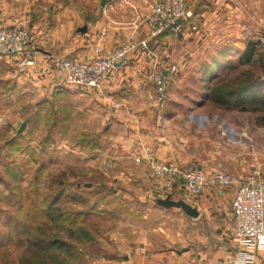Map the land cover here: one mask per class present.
I'll use <instances>...</instances> for the list:
<instances>
[{
	"label": "rangeland",
	"instance_id": "374dc122",
	"mask_svg": "<svg viewBox=\"0 0 264 264\" xmlns=\"http://www.w3.org/2000/svg\"><path fill=\"white\" fill-rule=\"evenodd\" d=\"M98 1L75 0L78 4L71 9L88 16L97 8ZM87 2L93 4L86 6ZM247 8L237 35L221 42L218 49L213 47L210 62L219 49L233 47L224 59L218 56L228 67L218 71L217 77L207 74L205 81H201L203 72L200 71H185L179 79V73L173 75L163 102H156L154 85L150 86L154 93L150 90L152 101L143 109L145 117L139 119L141 128L155 129L157 118L161 131L166 126L176 132L178 120L169 119L165 125L163 114L171 117L173 113L193 110L197 105L208 118H199L193 126H226L224 119H227L237 135L234 137L249 140L250 148L254 149L253 136L238 135L236 129H264V108H226L207 98L216 80L239 77L241 70H249L242 75L244 79L264 74V0H252ZM245 47L253 54L250 63L241 56ZM59 78L62 80V76ZM63 83L53 88L34 89L31 83L16 85L0 71V197L10 198L12 194L9 201L0 200V258L7 253L10 264H19L28 233L44 217L47 186L61 178L64 195L56 203L59 212L85 213L82 221L80 213L77 218L92 238L75 239L73 235L69 237L68 231L58 229L60 238L76 252L74 257L68 254L65 264L188 263L194 258L196 248L185 259L177 250L183 245L189 250L193 246V233L205 226L192 225L191 220L183 225L181 218L186 215L180 208H164L155 203L156 197L165 196L151 190L150 178L154 176L115 137L116 127L104 125L102 106L85 88ZM246 104L253 106L250 102ZM21 122H25V128L18 132ZM263 137L264 131L258 134L259 139ZM171 196L185 199L177 194Z\"/></svg>",
	"mask_w": 264,
	"mask_h": 264
},
{
	"label": "crops",
	"instance_id": "0c3cea01",
	"mask_svg": "<svg viewBox=\"0 0 264 264\" xmlns=\"http://www.w3.org/2000/svg\"><path fill=\"white\" fill-rule=\"evenodd\" d=\"M100 1L90 15L84 16L81 12L82 16L80 11L71 9L78 4L75 0H0V26L28 28L34 54L32 65H19L17 56L0 55L3 64L0 71L12 78L16 85L31 83L34 89L53 88L63 82L53 67L54 58L87 60L95 55L97 45L106 53L123 42L138 43L146 39L148 48L128 52L105 74L100 89L85 88L84 91L102 106L104 125L116 127L115 137L129 147L131 157L139 151L140 144H148L164 160L201 167L207 172L223 170L231 175L233 180L229 185L206 187L190 198L188 202L199 210V216L191 218L185 214L181 223L187 225L191 220L192 225L205 227L193 233V246L189 250L185 245L180 249L183 259L195 248L197 250L194 258L186 264H230L239 250L237 237L231 229L230 203L240 180L258 164L256 162H260L258 165L264 178V139L258 138L264 129H236L238 135L253 136L255 144L252 149L249 140L234 137L237 135L227 119H224L226 126H193L199 118H208L197 105L193 110L173 113L171 117L163 114L165 125L171 119L178 120L176 132L166 126L165 131H161L157 118L155 129H143L139 119L145 117L143 109L152 101L151 71L157 65L176 64L180 74H176L177 79L185 71H200L203 72L201 81H205L213 47L218 49L216 47L221 42L237 35V27L246 17L252 0H186L188 14L180 31L155 38L148 36L143 21L153 0H105L102 6ZM92 4L87 2L85 5ZM62 6L67 8L59 9ZM45 7L51 9H41ZM112 101H119L122 106L116 109ZM139 165L146 168L144 162ZM150 179L151 190L160 194V179ZM173 194L184 196L180 191ZM260 255L255 254L256 262H260Z\"/></svg>",
	"mask_w": 264,
	"mask_h": 264
},
{
	"label": "built area",
	"instance_id": "2783aa9c",
	"mask_svg": "<svg viewBox=\"0 0 264 264\" xmlns=\"http://www.w3.org/2000/svg\"><path fill=\"white\" fill-rule=\"evenodd\" d=\"M186 0H153L149 12L144 16L149 37L180 31L188 14ZM32 36L28 28L22 26H0V55L17 56L19 65H32L34 54L31 49ZM139 48L146 50L148 41L123 42L109 52L103 53L99 45L94 47L95 55L87 60L78 57H57L53 67L62 76L66 85L80 88L100 89L105 74L128 52ZM179 72L176 64L157 65L149 79L156 92V102L167 97L171 77ZM114 108L122 106L112 101ZM136 162H145L152 176L160 179V192L166 196L180 191L185 201L200 194L206 187L227 186L233 178L223 170L205 171L197 166H183L174 160L159 158L148 144H140L135 154ZM231 229L238 241V255L230 264H261L264 261V178L260 165L240 180L230 203ZM261 254L260 262L254 260Z\"/></svg>",
	"mask_w": 264,
	"mask_h": 264
},
{
	"label": "trees",
	"instance_id": "16d2710c",
	"mask_svg": "<svg viewBox=\"0 0 264 264\" xmlns=\"http://www.w3.org/2000/svg\"><path fill=\"white\" fill-rule=\"evenodd\" d=\"M232 46H226L219 49L217 56L213 58V61L206 69L208 75L217 77L218 71L224 67H228L225 61H222L224 57H227L231 53ZM218 56H222L220 60ZM241 56L246 63H250L253 57L251 50L245 47L242 50ZM213 71V72H212ZM242 72L238 76L216 80L210 88L207 98L211 102L218 106L226 108H239L243 110L247 109H260L264 108V74L255 76L253 78H242L249 70H241ZM246 102H250L253 106H247ZM261 103V105H260ZM60 180H53L48 186L49 192L45 193V214L39 224L34 230H31L26 238V246L22 251L19 259V264H65L68 254L71 257L75 256L74 248L66 240L60 238L58 229L62 231H68L70 235L75 236V239L91 240V236L88 234L87 229L80 222L84 219L83 212H59L57 202L64 195V182ZM76 185L80 187V183ZM7 198L9 201L11 197H0L1 199ZM76 198V197H75ZM82 216L81 221L78 220V215ZM79 222L77 230H74V226ZM7 252V251H6ZM6 254L0 258V264H10L6 258Z\"/></svg>",
	"mask_w": 264,
	"mask_h": 264
},
{
	"label": "water",
	"instance_id": "95a60500",
	"mask_svg": "<svg viewBox=\"0 0 264 264\" xmlns=\"http://www.w3.org/2000/svg\"><path fill=\"white\" fill-rule=\"evenodd\" d=\"M105 0L100 1V5H104ZM85 29V27L83 28ZM25 128V122H21L18 132L22 131ZM89 185L88 183L86 184ZM155 203L159 206H162L164 208H180L187 216L191 218H197L199 216V210L192 206L190 203L185 201L184 199H173L170 195H166L165 197H156ZM178 252H181L182 250H177Z\"/></svg>",
	"mask_w": 264,
	"mask_h": 264
}]
</instances>
